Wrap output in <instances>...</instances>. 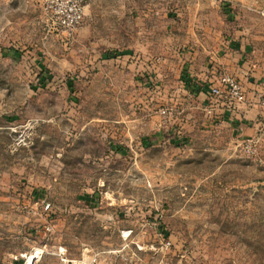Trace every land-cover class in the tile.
<instances>
[{"label":"rangeland","instance_id":"1","mask_svg":"<svg viewBox=\"0 0 264 264\" xmlns=\"http://www.w3.org/2000/svg\"><path fill=\"white\" fill-rule=\"evenodd\" d=\"M193 1L83 0L69 35L48 0H0V264L41 243L87 264H264V146L188 135L177 109L188 47L264 51V0Z\"/></svg>","mask_w":264,"mask_h":264},{"label":"crops","instance_id":"2","mask_svg":"<svg viewBox=\"0 0 264 264\" xmlns=\"http://www.w3.org/2000/svg\"><path fill=\"white\" fill-rule=\"evenodd\" d=\"M193 2L192 8L197 10L206 5L203 0ZM248 40L242 35L224 37L218 48L210 53L188 47L185 54L187 63L181 77L186 96L176 100L182 105L177 107L182 112L179 123L188 135L196 134L200 129L226 128L234 139L256 135L259 145L264 146V109L259 105L260 92L264 89V60L261 57L264 51L255 53L258 50L252 49L248 53ZM219 71L231 73L240 80L246 95L244 104L229 106L222 98H210L209 88L218 83ZM209 106L212 107L211 113L205 110ZM61 246L41 243L20 256L27 258L38 249L39 255L33 264H87L89 256L86 252L71 256L67 248Z\"/></svg>","mask_w":264,"mask_h":264},{"label":"built area","instance_id":"3","mask_svg":"<svg viewBox=\"0 0 264 264\" xmlns=\"http://www.w3.org/2000/svg\"><path fill=\"white\" fill-rule=\"evenodd\" d=\"M83 0H48V12L55 30H61L71 35L83 20ZM219 81L209 88L211 99L222 98L229 106L244 104L246 95L240 81L226 71H219ZM259 105L264 109V92L259 98ZM212 112V107L205 109ZM157 113L163 117L170 116L173 112L167 108H159ZM236 146L245 153L255 154L259 147V137L256 135L236 138Z\"/></svg>","mask_w":264,"mask_h":264},{"label":"bare ground","instance_id":"4","mask_svg":"<svg viewBox=\"0 0 264 264\" xmlns=\"http://www.w3.org/2000/svg\"><path fill=\"white\" fill-rule=\"evenodd\" d=\"M33 256H30L25 264H31L32 263Z\"/></svg>","mask_w":264,"mask_h":264},{"label":"trees","instance_id":"5","mask_svg":"<svg viewBox=\"0 0 264 264\" xmlns=\"http://www.w3.org/2000/svg\"><path fill=\"white\" fill-rule=\"evenodd\" d=\"M71 85V84H70Z\"/></svg>","mask_w":264,"mask_h":264}]
</instances>
